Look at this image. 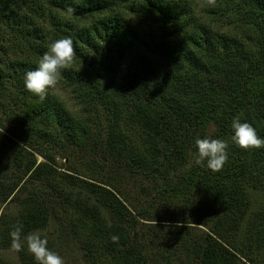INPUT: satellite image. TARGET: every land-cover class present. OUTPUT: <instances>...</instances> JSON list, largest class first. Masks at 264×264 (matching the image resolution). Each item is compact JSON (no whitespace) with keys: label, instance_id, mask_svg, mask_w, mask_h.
I'll use <instances>...</instances> for the list:
<instances>
[{"label":"trees","instance_id":"1","mask_svg":"<svg viewBox=\"0 0 264 264\" xmlns=\"http://www.w3.org/2000/svg\"><path fill=\"white\" fill-rule=\"evenodd\" d=\"M64 37L75 58L58 81L79 115L24 86ZM237 116L264 137V0H0V202L18 206L0 214V264H36L23 238L60 212L92 264H264V149L232 141ZM204 137L229 145L220 171L195 162ZM71 155L96 175L59 170Z\"/></svg>","mask_w":264,"mask_h":264},{"label":"clouds","instance_id":"2","mask_svg":"<svg viewBox=\"0 0 264 264\" xmlns=\"http://www.w3.org/2000/svg\"><path fill=\"white\" fill-rule=\"evenodd\" d=\"M75 52L71 37L54 40L48 51L40 58L35 70L24 75L25 89L41 100L45 99L49 90L56 87L58 76L73 65ZM233 131L232 141L244 150L264 149V137L258 135L257 130L251 124L234 117L231 123ZM4 129L0 130L2 133ZM197 149L196 164L205 165L213 172L220 171L228 159V143L220 138H198L195 141ZM21 228L16 227L12 231L13 248L22 250ZM112 241L118 242V236H112ZM26 241L28 251L32 253L36 264H65L64 258L47 247V238L38 232H34L23 238Z\"/></svg>","mask_w":264,"mask_h":264},{"label":"rangeland","instance_id":"3","mask_svg":"<svg viewBox=\"0 0 264 264\" xmlns=\"http://www.w3.org/2000/svg\"><path fill=\"white\" fill-rule=\"evenodd\" d=\"M198 9L201 11L204 9V5L201 3L198 6ZM50 93L55 94L56 97L75 115H79V111L81 108V105L76 102V98L74 97V94L70 91L69 88H66L63 83L58 81L55 88L49 90ZM79 117V116H78ZM0 130L2 128L0 127ZM101 130L106 131V127L101 126ZM100 132V131H99ZM100 136L103 137V133H100ZM100 137V138H101ZM133 138V136H132ZM102 139V138H101ZM134 139H136V136H134ZM1 158V156H0ZM42 159V157H39ZM4 162L0 164V167L3 169L5 168L4 165L10 166V160L9 156L6 158H3ZM58 161L60 164L61 171H68L67 168H75L78 169L83 176H93L96 175V162L87 163L84 156H75L71 155L69 160H65L61 157H58ZM138 184H143V181H145V176L139 175L138 178L133 180L132 187H129L130 190L135 191ZM151 181V180H150ZM150 181H148V178L145 181L146 186L149 185ZM138 189V188H137ZM132 191V192H133ZM252 198L255 201L253 202V212H256V210L259 209V206L262 205L263 200H261L263 191L260 189L259 191H254L252 194ZM145 199V198H144ZM143 199V201H144ZM0 214L3 212V210L7 207L11 213H15L17 210V205L15 202L6 204L0 202ZM6 208V209H7ZM175 207H171V209H174ZM183 215L179 214V218H183ZM184 218L188 217L186 213L184 214ZM249 217H246V223H248ZM189 225H192L195 229L192 230V235L189 237L188 241L191 243L192 239L198 237V235L201 233V230H205L206 228L202 226L201 224L194 222H188ZM69 219L66 217L63 213H53L52 217L50 218L49 225L44 230L39 231L42 236L46 237L47 239H50V242L53 246L56 248V253L60 254L64 260L65 264H92L90 260L86 257V252L83 249V244L78 241L76 238H74L72 233L68 230L69 228ZM156 245V243H153ZM157 246V245H156ZM4 258L7 260H10L13 263L18 262V255L17 250L14 248H10L8 250H4L3 252ZM172 261H169L168 258L164 257V254L156 253L151 260L150 264H181L179 262L178 255L176 257H172ZM177 258V260H176ZM172 262V263H171ZM103 264H108V262H104Z\"/></svg>","mask_w":264,"mask_h":264}]
</instances>
